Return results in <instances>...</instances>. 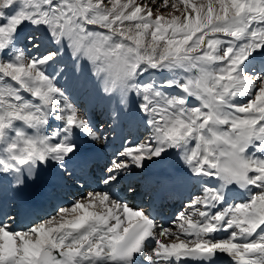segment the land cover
Masks as SVG:
<instances>
[{
    "label": "snow or ice",
    "instance_id": "obj_1",
    "mask_svg": "<svg viewBox=\"0 0 264 264\" xmlns=\"http://www.w3.org/2000/svg\"><path fill=\"white\" fill-rule=\"evenodd\" d=\"M170 159L156 185L186 198L166 226L130 201ZM45 174L76 199L16 227L15 196ZM222 256L264 264V0H0V264Z\"/></svg>",
    "mask_w": 264,
    "mask_h": 264
},
{
    "label": "bare ground",
    "instance_id": "obj_2",
    "mask_svg": "<svg viewBox=\"0 0 264 264\" xmlns=\"http://www.w3.org/2000/svg\"><path fill=\"white\" fill-rule=\"evenodd\" d=\"M104 104L101 102L99 105H94L93 107H91V112H92V116H93V120L95 123L97 124H105L107 123L106 120V116L104 114ZM102 121V122H101ZM142 128L139 129V133L141 132ZM131 131L133 133H135L136 128L135 126H131ZM114 135H119V133H116ZM131 139V137H130ZM116 145H119V140L116 141ZM114 149L109 148L107 150V155H110L111 152ZM99 155V165L102 166L104 159H105V153L101 152L98 154ZM101 162V163H100ZM178 167L176 161L174 159H170L165 165L163 166H153L150 167L145 173L144 175L141 176H133L132 179H134L133 182H137L140 185V190L141 193H145L148 187H156L157 190H160L162 188L163 185H168L170 184L171 186L170 188H177V185L175 184H171V183H161L159 187H157L156 185V181L166 172H170L175 170ZM92 171L95 173V175L97 176L98 172H99V167H93ZM154 173V175L150 176L149 174ZM85 179L89 182H91V178L89 177H85ZM84 181H81V183H83ZM33 188L35 189V198L37 197H41L43 198L46 202H50L51 203V207L53 208L55 206V204L60 203L59 199H64L65 201H72L74 200V195L69 194L70 192H74L75 189H65L61 195L60 198L58 200H53L51 199L50 195H49V176L48 175H41L36 181L32 182ZM166 192V190H163V193ZM8 197L9 199L13 198V194L11 192L8 193ZM186 198V197H185ZM185 198H183L182 194H177L176 196L172 197V203L175 204L176 209L174 210V213L171 215L170 219L169 218H164V214L166 212V210H164V204L163 203H159L158 204V210L163 211L161 213V215L159 216V219L165 223L166 226L170 225V222L172 219H174L176 212L182 210V201L185 200ZM63 200V201H64ZM142 199L139 198V196L136 197L135 201H130V203H141ZM153 197L149 198L145 203L143 202V204H148V203H153ZM168 212V211H167ZM22 214V210H20V215ZM30 214L32 216H36V209L32 208ZM19 215V214H18ZM41 216L38 217V219L40 220ZM28 218V215H22L20 216V218H17L16 221V227H26L28 225H30L31 223H33L32 220H28V224H24L21 222V220ZM227 258L226 257H221L220 263H224L225 260Z\"/></svg>",
    "mask_w": 264,
    "mask_h": 264
},
{
    "label": "rangeland",
    "instance_id": "obj_3",
    "mask_svg": "<svg viewBox=\"0 0 264 264\" xmlns=\"http://www.w3.org/2000/svg\"><path fill=\"white\" fill-rule=\"evenodd\" d=\"M27 31H28V30H25V35L27 34ZM141 134H143V133H141ZM129 139H130V138H129Z\"/></svg>",
    "mask_w": 264,
    "mask_h": 264
}]
</instances>
